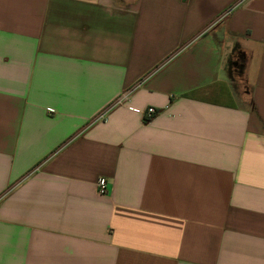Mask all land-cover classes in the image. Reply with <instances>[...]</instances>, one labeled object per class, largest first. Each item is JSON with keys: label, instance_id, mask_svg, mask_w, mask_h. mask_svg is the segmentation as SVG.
Wrapping results in <instances>:
<instances>
[{"label": "crops", "instance_id": "crops-1", "mask_svg": "<svg viewBox=\"0 0 264 264\" xmlns=\"http://www.w3.org/2000/svg\"><path fill=\"white\" fill-rule=\"evenodd\" d=\"M0 264H264V0H0Z\"/></svg>", "mask_w": 264, "mask_h": 264}, {"label": "built area", "instance_id": "built-area-1", "mask_svg": "<svg viewBox=\"0 0 264 264\" xmlns=\"http://www.w3.org/2000/svg\"><path fill=\"white\" fill-rule=\"evenodd\" d=\"M131 95V91L124 93L120 96L116 102V106L123 105L126 101H128ZM158 112L155 108H147L144 111V121L146 123L151 122L157 116ZM98 192L100 195H107L108 194V181L106 178H101L98 181Z\"/></svg>", "mask_w": 264, "mask_h": 264}]
</instances>
